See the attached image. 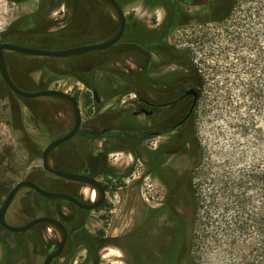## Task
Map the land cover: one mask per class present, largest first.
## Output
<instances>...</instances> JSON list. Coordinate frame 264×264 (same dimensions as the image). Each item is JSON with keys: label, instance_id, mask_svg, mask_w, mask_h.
Returning a JSON list of instances; mask_svg holds the SVG:
<instances>
[{"label": "rangeland", "instance_id": "1", "mask_svg": "<svg viewBox=\"0 0 264 264\" xmlns=\"http://www.w3.org/2000/svg\"><path fill=\"white\" fill-rule=\"evenodd\" d=\"M119 1L125 15L138 26L135 34L132 29L125 34L124 44L121 42L108 54L91 52L84 55H94L96 56L93 57L94 60L81 56L69 59L72 62L79 58L75 60L77 63L88 60L90 69L79 66L68 69L64 61L58 62L55 67L54 58L37 57L31 61L32 63L27 64L43 71H37L32 76L35 81L41 78L48 81L52 78L53 90L77 96L83 120L90 114L89 110H92L91 121L96 125L101 123V128L129 127L132 123L130 118L117 117L120 112L130 109L132 88L130 77L133 76L135 69L134 49L128 47L125 41L136 38L140 43L152 48L154 63L171 60L173 57L168 55L171 51H179L180 53H177L179 59H184L186 64L193 62L200 70L202 93L197 121L200 156L192 176L194 210H186L189 220V229L186 233L187 255L188 258L193 257L196 264H230L232 257L223 250L222 245L213 242L210 237L212 230L217 229L218 221L220 220L221 224L225 223L230 214L221 213L211 201L218 185L227 184L229 178L239 172H246L253 167L260 169L264 164V0H236L231 11L221 19H217V15L224 0ZM98 4L96 0H53V20L56 19L54 22L58 24L53 27L51 34L57 32V39L54 35H50L49 39L53 38L57 44H47L43 47L58 50L61 48L58 43L62 42L63 47L67 42L78 46L104 42L105 36H110L106 35L103 27H100L104 26L105 19L92 12L97 10ZM36 5L37 0L29 3L0 0V36L9 26L19 24L20 18L28 17L36 11ZM81 6L85 11L84 23L89 25L91 32L83 37L79 33L82 30H77V26L75 30L62 27L70 23L69 16L73 19L79 16ZM99 8L103 11L100 6ZM105 17L108 19L106 15ZM55 27L58 28L57 31ZM32 33L36 34L37 30ZM27 64L24 66L29 67ZM51 67L55 68L53 69L55 72H48ZM87 71H90L89 75ZM82 79L86 81L82 82ZM86 82L89 86L85 84ZM22 89L31 91L27 87ZM87 89L91 95L92 92H97L102 101L98 108L93 109V104L84 105L82 97L88 93ZM50 102L39 99L27 104H35L41 109L50 108L53 111V121L56 119L59 123H64L61 130H66L72 124L71 115L58 101ZM48 110L39 115L41 119L39 123L43 128H48L52 121L51 115L48 116L50 112ZM23 112L25 117L29 115L26 108ZM26 126L31 137L40 138L37 143L39 150L25 141L24 167L17 181L25 178L33 170L41 168V158L33 162L28 160L42 153L47 145L44 144L47 142V136L35 128ZM0 130V140L3 142L14 140L9 129L1 127ZM99 144L98 141H68L54 151L53 162L62 171L77 173L83 162L81 160L83 158L87 160L89 152L92 153ZM104 144L105 149L112 152L108 157L111 168H106L99 176L113 174L112 180L107 183L104 201L109 207L84 214L82 218L76 215L80 223L67 225L71 234L72 253L69 257L64 256L58 260V264H152L148 247L142 245L136 247V251L138 249L140 256L142 255L139 258L135 254L136 251L132 252L133 254L128 252V240L127 242L119 240L120 237L128 235L131 229V185L128 178L119 185L115 175L125 172L130 159L128 156L114 153L117 146L114 141H107ZM37 180L45 190L53 193H62L66 190L89 201V190L81 184L67 182L54 176L45 181L41 177ZM119 186H122L121 190L117 189ZM43 201L36 196L29 198V202H37L40 206ZM59 208L69 214L67 209L58 206ZM39 213L44 212L40 210ZM41 229L47 239L55 238L52 230ZM5 235L7 233L0 229V237ZM103 245H107L106 248L102 249ZM43 260L41 257L40 264ZM154 263L156 264L155 261Z\"/></svg>", "mask_w": 264, "mask_h": 264}, {"label": "flooded vegetation", "instance_id": "2", "mask_svg": "<svg viewBox=\"0 0 264 264\" xmlns=\"http://www.w3.org/2000/svg\"><path fill=\"white\" fill-rule=\"evenodd\" d=\"M13 1L29 3L32 0ZM96 1L99 3L98 8L100 6L103 11L97 8V10L92 12L101 15L105 19L104 26L100 24V27H103L102 29L106 32V35H110L109 37L105 36L107 40L116 32L117 24L110 17L104 5L99 0ZM115 1L121 7L120 1ZM224 1L222 9L218 12L217 19L225 17L233 7L234 0ZM36 9L30 16L20 18L19 24L6 28L0 36V44H11L41 50H48L43 47L47 44H57L53 41V38L49 39L50 35H54V38L57 39V32L51 34L53 27L58 24L54 22L56 19L53 20V0H37ZM84 14L85 11L83 6H81L79 16L75 19L69 16L70 23H66L62 27H69L70 30H75L77 26V30H82V32H79L82 37L91 34L89 25L84 23ZM125 20V30L122 38L111 48L94 52L108 54L112 48L119 46L121 42L124 44L123 38L128 31L131 32L132 29L135 34L138 29L137 23L126 15ZM78 26L81 27L79 28ZM113 27L114 31H112ZM55 28L57 31L58 28ZM34 30H37L36 34L32 33ZM63 43H58L61 47L58 50L75 48V45L78 46L67 42L66 45L64 44L65 47H63L61 46ZM125 44L134 49L135 62L133 65L135 69L133 70V76L130 77V83L132 84L129 102L130 109L120 112L117 117L130 118L132 121L131 126L101 128V123L96 125L91 121L92 110H89L90 116L88 115L84 120L81 114V126L69 142L73 140L83 142L98 141L100 144L92 153L89 152L87 160H84V158L81 160L83 162L78 168L79 171L74 174L97 179L102 183L107 194V183L112 180L113 174L106 173L103 177H100L99 174H102L106 168H111L108 164V157L112 152L105 149L104 143L114 141L117 145L114 153L128 156L130 159L129 166L125 172L115 175V180L119 181V185H122L125 178L129 179L131 185V229L128 235L120 237L119 240L126 242L128 240V252L131 254L140 245L148 247L147 249H149L152 257L150 260L152 264H155L154 261L156 264H188L186 233L189 229V220L186 210H194L192 176L200 156L197 137L199 103L202 93L200 70L193 62L186 64L184 59H179L180 56L177 54L180 53L179 51L170 50L171 52L169 51L168 55L173 58L168 62L154 63L153 54L151 53L152 48H149V46L140 43L136 38L131 41L126 40ZM89 53L77 56L90 57L89 59L96 57L94 55L84 56ZM4 56L7 73L17 89L27 93L53 91V85H51L53 79L50 78L48 81H44L41 78L35 81L32 74L43 70L27 64V62L32 63L31 61L36 60L39 56L33 57L9 50L4 51ZM70 58L72 57L54 58L55 67L58 62L64 61L68 69L78 68V66L79 68L90 69L88 60L86 62L83 61V63H77L75 60L79 58L72 62L69 61ZM25 64L29 67L24 66ZM51 68L48 72H55L53 71L55 68ZM87 73L89 75L90 71H87ZM84 81L86 80L82 79V82ZM85 84L89 86L88 82ZM22 87H27L31 91H24ZM87 91L91 94L89 89ZM189 91H193L197 97L191 112L194 94H189ZM94 93L92 92L91 95V104L94 106L93 109H96L102 105V101L99 99L98 94L97 101ZM73 97L75 98L76 96ZM39 99H45L49 102L58 101L52 97L25 98L20 96L9 88L0 72V128L6 127L9 129L11 138L13 136L14 139L10 142L7 139L5 142L0 140V210L11 191L21 181H30L45 190L37 178L41 177L43 180H48V178L54 176L46 172L41 164V168L33 170L25 178L22 177L20 181H17L24 167L23 150L25 141L38 149L37 143L40 140L39 137L33 138L28 134L26 125L47 136V142H44V144H47L46 147L54 140L67 134L73 125L72 118L70 127L68 126L66 130H61L64 123H59L56 119L53 121V111L48 108L50 110L48 116L49 114L51 115L52 121L48 124V128H43L39 123L41 120L39 115L48 109H41L35 104H27L30 101ZM122 103L126 104L125 101H122ZM25 104L27 106H24ZM117 107L120 108L119 106ZM24 108L28 110L30 116H24ZM120 110H123V108H120ZM42 153L36 154L35 157L32 156L33 158H29L28 162H33L38 158H41L42 161ZM117 189L121 190L122 186L117 187ZM45 191L53 193V191ZM62 193L74 196L81 202H89L94 191L89 190V201H85L82 197L79 198V195L76 196L66 190ZM32 196L42 198L44 200L42 205L40 206L37 202H29V198ZM58 206H61L62 209H67L69 214L64 213L60 208L58 209ZM100 206L93 211L101 210ZM40 210L44 213L40 214ZM90 212L92 211L82 210L68 202L45 198L32 189L22 188L16 192L10 202L5 213V221L11 227H23L39 217L59 220L67 230V239L61 255L51 262V264H58V260L64 256L69 257V254L72 253L70 252L72 246L70 242L71 234L67 225L79 224L80 220L76 219V215H80L82 218L84 214H89ZM41 228L50 230L42 225H35L25 232L15 233L5 230L0 225V229L7 233L2 238L0 237V264H40L41 257L44 258L42 262L44 264L48 254L57 246V235L52 230L55 238L53 240L47 239ZM103 246L102 249L106 248L107 245ZM135 254L139 258L142 257L138 249ZM135 263H137L136 258Z\"/></svg>", "mask_w": 264, "mask_h": 264}, {"label": "water", "instance_id": "3", "mask_svg": "<svg viewBox=\"0 0 264 264\" xmlns=\"http://www.w3.org/2000/svg\"><path fill=\"white\" fill-rule=\"evenodd\" d=\"M99 1L104 5L110 17L117 24V30L114 33V35L100 44L80 46V47H75V48H70V49H65V50H57V51L31 49V48H25V47L11 45V44H0V72H1L3 79L9 86V88L16 94L22 97H25V98L52 97L53 99H56L59 102H61L66 107V109L68 110V112L73 118V125L70 131L64 136L54 140L44 149L42 153L43 169L57 178L79 183L82 186H84V188H88L90 191H94L95 193L94 200L91 199L89 202H81L79 199L69 194L47 192L39 188L34 183L30 181H26V180L18 183L15 186V188L11 191L7 200L5 201V203L3 204L0 210V225L5 230L15 232V233L25 232L35 225H42L46 228L52 229L57 235V246L54 250H52L48 254L46 260L44 261V264H51L53 259L61 255L64 249L66 239H67V230L65 226L59 220L54 219V218H49V217L36 218L23 227L9 226L5 221V213L14 195L16 194V192L22 188H29V189L34 190L36 193H38L39 195L45 198H48L54 201L68 202L86 211L96 210L105 201L106 192H105V189L102 183L99 182L97 179L91 178L85 175H81V174H74V173H69V172L59 170L55 167L52 161V154L54 153V151L60 145L72 139L76 135L77 131L79 130L81 126L82 118H81V112H80V108H79V104L77 100L72 95L65 93L63 91H59V90H53V91L48 90V91L37 92V93H27V92H23L17 89L14 86V84L11 82L9 75L7 73L4 51H7V50L15 51V52H19L25 55L39 56V57L68 58V57L82 55V54L94 52V51H104V50L111 48L123 36L124 30H125V21H126L125 15H124L123 10L121 9V7L118 5V3L115 0H99ZM188 93L194 94L193 105L191 106V109H190V112H191L195 106L197 97L193 91H189ZM94 97L98 101L96 92L94 93Z\"/></svg>", "mask_w": 264, "mask_h": 264}, {"label": "trees", "instance_id": "4", "mask_svg": "<svg viewBox=\"0 0 264 264\" xmlns=\"http://www.w3.org/2000/svg\"><path fill=\"white\" fill-rule=\"evenodd\" d=\"M82 100L84 105H90L91 94H84ZM211 202L221 213L230 214L225 223L218 221L220 226L217 224L210 236L232 257L230 264H264V164L218 185ZM105 207L106 202L100 209ZM188 264H196L193 257H189Z\"/></svg>", "mask_w": 264, "mask_h": 264}, {"label": "bare ground", "instance_id": "5", "mask_svg": "<svg viewBox=\"0 0 264 264\" xmlns=\"http://www.w3.org/2000/svg\"><path fill=\"white\" fill-rule=\"evenodd\" d=\"M94 197H95V193L92 194V197L91 198L94 199ZM50 230H52V229H50Z\"/></svg>", "mask_w": 264, "mask_h": 264}]
</instances>
